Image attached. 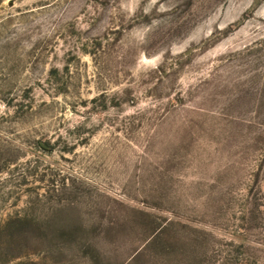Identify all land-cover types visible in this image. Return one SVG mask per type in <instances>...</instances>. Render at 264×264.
I'll list each match as a JSON object with an SVG mask.
<instances>
[{
    "label": "rangeland",
    "instance_id": "obj_1",
    "mask_svg": "<svg viewBox=\"0 0 264 264\" xmlns=\"http://www.w3.org/2000/svg\"><path fill=\"white\" fill-rule=\"evenodd\" d=\"M0 264H264V0H0Z\"/></svg>",
    "mask_w": 264,
    "mask_h": 264
}]
</instances>
